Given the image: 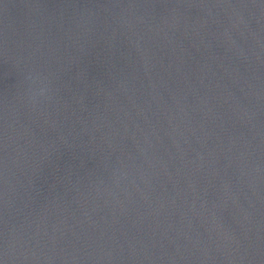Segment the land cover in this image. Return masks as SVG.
Instances as JSON below:
<instances>
[{
    "label": "water",
    "instance_id": "water-1",
    "mask_svg": "<svg viewBox=\"0 0 264 264\" xmlns=\"http://www.w3.org/2000/svg\"><path fill=\"white\" fill-rule=\"evenodd\" d=\"M0 264H264V0H0Z\"/></svg>",
    "mask_w": 264,
    "mask_h": 264
}]
</instances>
